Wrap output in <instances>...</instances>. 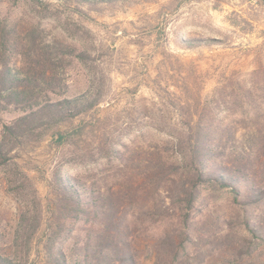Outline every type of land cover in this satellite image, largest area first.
I'll use <instances>...</instances> for the list:
<instances>
[{"label": "trees", "instance_id": "trees-1", "mask_svg": "<svg viewBox=\"0 0 264 264\" xmlns=\"http://www.w3.org/2000/svg\"><path fill=\"white\" fill-rule=\"evenodd\" d=\"M8 1L38 20L21 26L0 13V119L13 116L1 124L0 175L18 204L15 224L0 232V264H31L40 231L42 264H203L224 244L236 261L263 255L264 68L252 71L248 81H228L194 110L166 91L169 103L161 107L153 102L124 111L127 128L109 119L76 123L105 102L110 84L97 67L84 83L71 82L66 68L93 70L94 59L83 45L46 43L42 19L56 14L54 3L69 16L87 17L108 6L152 0ZM229 22L253 30L238 15ZM178 42L186 48L223 44L208 37ZM144 128L164 133L168 144L146 146ZM49 135L59 162L43 203L13 166L22 151L36 149ZM70 167L82 172L70 174ZM205 193L227 197L229 220L216 211L198 219ZM237 229L243 233L238 244L229 240Z\"/></svg>", "mask_w": 264, "mask_h": 264}, {"label": "rangeland", "instance_id": "rangeland-1", "mask_svg": "<svg viewBox=\"0 0 264 264\" xmlns=\"http://www.w3.org/2000/svg\"><path fill=\"white\" fill-rule=\"evenodd\" d=\"M62 8L54 3L51 10L56 14L42 19L44 41L58 39L83 45L90 51L95 65L92 70L73 64L66 68L65 76L73 83H84L90 71L94 72L97 67L103 70L110 84L105 102L76 123L80 120L90 125L109 119L118 129L127 128L128 120L122 116L124 111L134 105L150 107L153 102L161 107L164 102L169 103L166 91L194 110L210 101L215 90L223 84L248 81L252 71L264 68V4L255 0H152L130 6H108L101 13L89 12L87 17L69 16ZM28 10L12 1L0 2V13L3 16L9 14L11 20H18L21 26H29L38 20L37 16L31 18L32 13ZM231 15L248 20L253 30L244 32L243 27L250 28L244 24L239 28L232 26L229 22ZM69 27L80 31L72 33ZM206 37L219 39L223 44L186 48L178 42L180 38ZM22 57L18 56L19 63ZM12 117L1 116L0 130L1 124ZM143 130L145 144L157 142L162 147L168 144L169 137L164 133ZM131 136L135 138L137 132ZM51 139L49 135L36 149L22 151L16 160L18 166H13L17 177L20 176L19 170L28 177L43 203L50 171L59 162ZM68 171L70 174L82 172L79 167H70ZM5 178V174L0 175L1 233L11 230L18 212V204L7 190ZM209 196L203 194L197 205L198 219L207 212L216 211L229 220L231 208L227 197L212 199ZM242 236L241 230L237 229L229 240L238 244ZM41 238L40 231L31 264H42ZM3 247L4 244H0V249ZM223 247L221 254L203 264H264V252L259 257L253 254L236 261L227 255L230 248L225 244ZM144 263L150 264L146 260Z\"/></svg>", "mask_w": 264, "mask_h": 264}]
</instances>
